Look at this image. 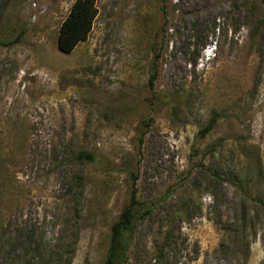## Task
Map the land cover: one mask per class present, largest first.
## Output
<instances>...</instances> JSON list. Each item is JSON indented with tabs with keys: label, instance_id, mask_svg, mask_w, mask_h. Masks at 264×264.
<instances>
[{
	"label": "rangeland",
	"instance_id": "374dc122",
	"mask_svg": "<svg viewBox=\"0 0 264 264\" xmlns=\"http://www.w3.org/2000/svg\"><path fill=\"white\" fill-rule=\"evenodd\" d=\"M74 1L0 0V264H102L132 187L129 264H264V0H96L66 54Z\"/></svg>",
	"mask_w": 264,
	"mask_h": 264
},
{
	"label": "trees",
	"instance_id": "16d2710c",
	"mask_svg": "<svg viewBox=\"0 0 264 264\" xmlns=\"http://www.w3.org/2000/svg\"><path fill=\"white\" fill-rule=\"evenodd\" d=\"M96 0H75L62 21L57 37V47L62 53H70L80 42L87 39L97 15ZM221 114L213 112L199 130L198 137L206 136L216 125ZM81 161L95 162V156L87 151L77 154ZM264 206V202H261ZM145 209V210H144ZM141 208L136 190L132 187L129 202L109 229V239L102 264H129L131 239L138 224L149 215L150 208Z\"/></svg>",
	"mask_w": 264,
	"mask_h": 264
}]
</instances>
